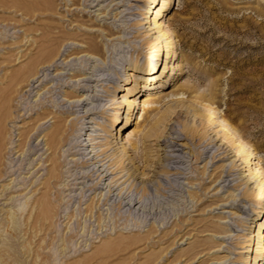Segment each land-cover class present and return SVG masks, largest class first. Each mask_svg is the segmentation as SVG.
I'll return each instance as SVG.
<instances>
[{"label": "rangeland", "instance_id": "374dc122", "mask_svg": "<svg viewBox=\"0 0 264 264\" xmlns=\"http://www.w3.org/2000/svg\"><path fill=\"white\" fill-rule=\"evenodd\" d=\"M52 1L55 4L53 12L42 10L34 0H0V144L3 145L8 141L7 138L12 137L14 142L10 145L12 153L7 155L4 149H0V264H160V261H164V264H201V260L209 259L207 257L210 255L189 259L188 249L203 243L204 247L208 246L212 237L221 240V236L225 239L223 245L229 248L220 247L222 250L213 253L212 257L228 255L231 264H239L244 254L237 253L240 248L233 241L240 243L245 241L248 234L250 237L255 234L257 223L249 222L255 218L252 211H257L255 207L263 194H256V184L249 183L253 180L245 181L247 177L243 175L246 171L234 170L226 175L235 156H232L233 149L230 150L222 142L220 133L215 134L214 125H201L197 117L179 106L175 107L178 114L161 119L155 132L147 131L145 121L146 115L150 114L147 117L150 119L157 113V109L164 108L166 101L171 99L166 95L171 93L183 92L186 98L200 102H205L209 97L208 100L217 108V116H223L237 130L253 148L251 151H257L260 163L264 165V0H174L163 11L166 13L162 17L163 23H169L170 30L178 37L176 52L187 54L188 61L182 62L180 71L167 67L164 77L150 86L149 90L143 88L145 91L137 95L136 102L149 99L154 103H149V109L141 107V103L138 108L135 106L133 116L136 117L133 123L128 131L121 132L123 139L130 138L139 148L142 147L141 153L147 160L146 164L153 161L152 166H146L142 171L147 173L146 177L141 179L134 176L125 180L126 176L123 175L118 180V184L125 180L118 188L132 193L138 200L130 210L123 203L118 206L117 200L102 206L101 200H97L98 190L85 191L80 197L79 187L84 184H70L77 181L71 180L74 176L67 177L69 173H66L67 170H74L70 172L73 174L78 169H74L73 162L67 164L71 155L65 161L63 157L67 154L66 149L75 142L81 139H85L83 143L88 142V132L95 134L96 138L92 142L97 146L96 150L106 147L99 145L107 141V153L114 149L116 155H119L116 130L109 128L112 134L106 137L107 133L101 126L107 125L116 98L125 94V89L121 88L115 92L116 96L112 92V86L120 80L114 74L115 70L123 77L125 65L130 69L129 65L143 61L154 50L149 36L151 32L145 31L148 23L140 25L145 19L141 8L144 9L146 0H124L119 10L124 9L127 13L124 18L117 17L116 20L109 15L106 18L96 16L101 11L99 6L87 7L84 0ZM65 1L67 5L63 4ZM73 1L76 4H72ZM106 3L102 4L103 7ZM48 14H53L54 18L49 19ZM70 20H73L72 23ZM48 25L53 26L54 31H59L60 37L39 49L36 47L40 44L39 33ZM89 42H95L100 52L89 59L85 52L70 55L74 48L85 49ZM59 45L63 56L57 63L64 67L60 72L67 73L62 80L73 72V75H78V69L84 68L90 72L92 66L100 67L99 72L103 74L93 78L106 77V80L91 82L88 90H81L79 85H71L78 77L69 84H61L57 78L53 83L44 85L54 87L58 82L53 92L39 90L42 93L41 102L30 111L28 106L38 102H33L37 98L34 94L36 88L27 96V87H24L21 78L28 64L34 59L43 60ZM80 59L83 60L81 65ZM179 60L177 55L176 59H172L173 64ZM53 71L50 67L48 77H54ZM131 83L122 82V86L126 88ZM52 93L56 95V102L50 101ZM81 94H85L84 97H98V101L87 106L95 107L96 123H89V117L84 118L83 122L91 131L83 129L72 132V128L68 127L69 143L62 148L63 153L58 159L60 163L55 170L60 176L49 180L53 183L50 191L44 186L51 168L49 161L41 166L42 162L35 164L45 147L38 153L29 154L25 146V155L19 156L20 151L17 150L21 137L18 133L27 130L37 116L36 113L45 108L69 124L72 117L82 115L81 109L73 107L68 111L66 106L57 107L54 103L74 96L80 97ZM86 102L90 103V99ZM26 104L27 109L23 110ZM74 108L80 112H73ZM123 109L125 106H122ZM16 112L20 116L14 119ZM53 120L47 117L44 122L41 121L38 129L41 135L53 127ZM7 129L9 132L14 131L11 136H8ZM169 136L181 139L179 143L183 146L177 148L185 152L184 159L187 162L183 165H175V160L168 163L163 159L164 154L171 155L169 147L164 143L171 139ZM36 141L32 137L29 142L35 145ZM219 147L226 151V157L220 159V155L211 158ZM48 152L40 158L44 159ZM197 154L199 158H196ZM32 158L34 160L29 165ZM126 162L123 165L129 166ZM157 164L170 169L180 167L183 174L164 173ZM204 168L206 170L203 174ZM215 173L221 174L222 181H214L212 175ZM76 176L80 177L81 174ZM64 180L69 182L70 188H74L69 194L66 189L62 195L57 196L55 190H61L62 184L66 182ZM178 183L181 186L178 187ZM251 187L255 193L250 194ZM45 191L49 192L50 203L57 212L53 210L41 215L35 207ZM261 202V210H264V200ZM245 218H248L250 224L248 229H245L246 223L240 225ZM263 219L264 215L260 221ZM179 221L187 223L189 234L176 245L170 246L173 233L171 228ZM214 227L231 231L216 234L211 231ZM261 231L264 232V229ZM248 247L251 249V246ZM161 254L163 260L159 259ZM249 255L250 251L245 253L246 262Z\"/></svg>", "mask_w": 264, "mask_h": 264}, {"label": "bare ground", "instance_id": "6f19581e", "mask_svg": "<svg viewBox=\"0 0 264 264\" xmlns=\"http://www.w3.org/2000/svg\"><path fill=\"white\" fill-rule=\"evenodd\" d=\"M34 1L36 4H39V6H41V9L44 11L53 12L52 10L55 8V4L52 3L53 2L52 0H34ZM106 1L107 0H84V3L88 4L87 7H91V8L95 6L97 7L99 6V9L101 11H99V13H97L96 16L100 15L101 18H106L108 15L109 17L115 20L117 17L119 18L125 17L127 12H125L124 9L119 10L120 6L123 5L124 0H109L107 3ZM173 1L174 0H146L144 9L141 8V12L144 11L145 13V19L141 21L140 25L142 26V24L148 23L147 26H145V31L151 32L149 36H151V41L154 44V50L152 51V53L145 56L143 61L141 62L137 61L133 63L132 65H129L131 66L130 69H128V66L125 65L123 68V72H124L123 77H121L118 74V72H116L117 70H115L114 72V74H116L117 78H120V80L117 81L116 84L112 86V92L114 96H116L115 92L120 90L121 88L123 90L125 89V94L121 95L119 98L118 97L116 98V100L113 103L115 105L113 108H111L112 113L107 118V125H102L101 128H103V130L107 133L106 137H109L112 134L111 131L108 130L109 128L110 130H116L117 136L115 138L118 139V142L117 143L115 142V143L119 145L117 147V152L118 151L120 152L119 155L118 154L116 155V151H114V149L110 153H107L109 150L107 148V145L109 144V142L107 141L99 145V146H106V147L96 150L95 148L97 146L92 142L93 140H95L96 137H95V134H90V132H88L87 134L89 136V138L87 139L88 142L83 143L85 139H81V141H79L78 143L75 142L72 146H70L65 151L67 152V154L64 155L63 161L66 160L68 155H71L69 160L67 161V164L70 162H73L74 169H78V171H76V173H73V174L70 172L74 170L66 171V173H69L67 177L74 176L71 180L77 181L74 183L72 182L70 184H81V185L84 184V186L79 187L80 197L83 196L85 191L92 190V189L94 191L98 190L99 196L97 197V200L98 201L101 200L100 202L102 206L107 205V203L111 200L113 201L117 200L116 204L118 206H120L123 203V206H128L129 210L131 208L133 209L134 205L138 202L136 197L132 193H129L126 191L123 192L122 191L123 189L122 188L119 189L118 187L120 184H122L125 180H128L130 177L134 178V176L135 177L137 176V178L140 177L141 179L146 177L147 173L142 172L143 169L146 166L147 167L152 166V162H153L152 160H151V163L146 164L147 160L145 159V156L142 155L141 153V151H143L141 150L142 147L139 148L137 143L134 142V140L132 141V139L130 138L129 140L123 139L121 132L128 131L130 125L133 123L136 117V115L133 116V111H134L135 106L138 108L139 103H141V107L146 106L147 108L149 103H154V101H151L149 99L136 102L137 95L141 94L142 91L149 90L150 86L154 85V83L157 80L164 77V75H166L165 69L167 67H169V69L180 71L182 62L185 61V63H187L188 61L187 54L176 52L177 43H178L177 35L173 31L170 30L169 23L168 25L166 23H163L162 17L166 16V13H163V11H166L169 5L173 4ZM104 3H106V5L103 7L102 4ZM63 4L67 5L66 1L63 2ZM72 4H76V1L75 2L73 1ZM34 5H32V7H34ZM156 5L157 7L155 9ZM108 7H110L109 10L106 9ZM30 12L32 13L33 11L30 10ZM48 17L49 19H53L54 15L48 14ZM73 20H70L69 22L72 23ZM180 22L183 23L184 21L180 20ZM53 28L54 27L51 25L44 26L42 28V31L39 33L40 40L38 43L40 44L37 45L36 47H39V49H41L42 46H44V44L51 43L52 41L60 37L59 31H54ZM61 45L54 47V49H52L51 51V54L45 57L43 60L37 61L36 59H34L30 64H28L27 69L21 78V81L25 83L24 87H27L25 90V94L27 96L33 91L34 88H36L34 94L35 96H37V98L34 99L33 102H37V101L38 102L35 104L31 103V105L28 106L29 107L28 110L30 111H32L38 105L39 102H41L40 95L42 93L39 92V90L43 89V91L45 90V93L53 92V89L56 88L55 86H57L58 82H56V85L54 87H52L51 85L48 87H44V85L46 83H53V81H55L57 78L59 79V81H61V84H64L65 82L66 84H69L72 81V79H75L76 77H78L76 82H74V80L72 81L71 85H79V89L81 90H88V88L91 86L89 85V83L91 82L97 83L100 80H106V77L101 78V79L93 78V77H96L97 75L99 76L103 75L102 73L99 72L101 70L100 67H94V66H92L91 68L92 70H90V72H86V69L84 68L80 70L78 69L77 71L80 72L78 75H73L74 74L73 72L71 76H67L65 80H62V78H64V76H66L67 73L60 72V70H62V68L64 67L63 65H59V63H57V61L60 60V58L63 56L60 50ZM74 49H75L74 51L70 52V55L79 53V52H85L87 59H89L93 54L100 52L99 51L100 48L95 42H89L85 46V49H82V50H76V48ZM177 55H179L180 60L176 62V64L174 65L173 64L174 61H172V59L173 60L176 59ZM62 60H64V58ZM82 62L83 60L80 59V65ZM169 63L171 64L168 65ZM50 67H52V69L54 70L53 73L55 72L53 74L54 77H48V75L50 74L49 72ZM35 82L37 83V85L34 86ZM122 82H124L125 84L128 82L129 83L132 82V83H131V86L128 85L125 88L124 85L122 86ZM94 86H96V84ZM52 95H53V98L50 101L56 102L57 100L56 95L54 93H52ZM84 96L85 94H81L80 97L76 96L75 98L74 96V98L70 97L72 99L67 98L65 99V101L64 99H62L60 102L54 103L55 106L57 107L66 106V110L68 111L69 110L71 111L73 107H78L81 109L80 111L82 112V115L72 117L69 124H66V121L64 119L60 118L59 116H55L52 111H50L48 108L47 109L45 108L41 112L37 111L38 112L36 113L37 116L33 119L34 121L31 123L30 127L27 130H24L18 133L19 137H21V139H19V141H21V144H18L19 149L17 150V152L20 151L19 156L21 155L23 157L25 155V151H24L25 146H27L26 151L29 152V154L30 153L32 154L33 152L34 154L38 153L45 147L43 152L38 155V159H37L38 162H36L35 164L42 162L40 164L41 166L42 164H44V162L49 161L48 165H51V168L48 170L49 177L45 180L44 186L48 187L47 189H49L50 191L52 189L53 183L50 182L49 180L51 178H58V176H60L58 175V172H56L55 170L57 168V165L60 163V161L58 163V159L63 153L61 152L62 148L65 147L67 143H69L68 138L70 134L68 135V131H67L68 127L72 128V132L82 131L83 129H85V131H91L89 129V126L86 125L85 122H83L84 118L89 117V119L91 120L89 121V123L90 122L96 123L94 120V115L96 112L94 109L95 107L88 108L87 106L94 101H98V97H94L95 95H91V96L89 95V97H84ZM168 96H170L171 99L169 101H166V103L164 104V108L162 110L161 108L157 109V113H155L150 119H147V117H150L149 116L150 114L146 115L147 117H146L145 125L148 127L147 131L148 132L157 131L161 119L171 116V114L177 115L178 109L175 110V107L176 108L178 106L179 108L184 107L185 111H189L194 117H197L199 119V122L201 123V125H209L211 127L214 125L213 129H214L215 134L218 135V133H220L222 142L226 144V146L230 150L233 149L232 156H235V158L233 159V162L230 165L229 169L226 171V175H230L231 174L230 172L234 170L246 171V174L243 175L244 178L247 177L245 181L253 180V181H249V183L253 182L256 184L255 185L256 187L255 189H257L256 194L257 193L263 194V197H264V165L260 163L261 158L257 156L258 155L257 151H251L253 150V148H251V146L242 139L241 135H239L237 130L231 127L223 116L221 115L217 116L216 114L217 108L216 106H214V103L212 101L208 100L209 97L205 102H200V101H195L194 99L186 98L183 92L171 93L169 95H166V97ZM87 99H90V103L86 102ZM122 106H125V110L123 109V111L121 110ZM26 109H27V104L24 105L23 107V110H26ZM80 111L79 109L74 108L73 112L77 113ZM159 112L160 114L158 115ZM19 116H18V112H16L13 118L15 119L16 117H19ZM47 117L54 118L53 120L54 125L49 131H46L41 135V133L38 131V129L41 127V125L39 124H41V121L45 120ZM216 127L218 128L215 129ZM94 131H96V129L93 130V132ZM142 131L143 130H141V132ZM12 132L14 131L9 132L8 130V133H9L8 136L9 135L11 136ZM130 135H133V133H130ZM32 137L35 140H37L35 145L32 144V142L31 143L29 142ZM78 137H80V135L77 136V138ZM12 138H7L8 141L6 140L7 141L6 143H3V145L2 143L0 144V149L1 150L4 149L7 155L9 153H12L13 151L12 148H10V145L14 143L12 141L13 140ZM169 138L171 139L164 141V143L167 147H169L168 151L171 153V155L164 154L163 159L167 161L168 163L175 160L173 162L175 163V165L176 164L183 165L184 163L187 162L184 159L185 152L177 148L178 146H181V147L183 146L182 144L179 143L181 139L177 137H172V136L171 137L169 136ZM127 143H130V145H126ZM210 143L211 141L206 143L205 146L209 145ZM7 144L9 145L6 147ZM88 148L90 149L88 150ZM86 150L88 151L86 152ZM46 151H49L48 154L45 156L44 159H41L40 156L43 155ZM174 152H177V153L173 154ZM225 152L226 151H224L222 147H219L216 151H214L211 158H213L214 156L221 155L220 159H222L226 157L227 153ZM203 153H206V151H203ZM75 155L77 156L75 157ZM120 155L121 157H119ZM199 157L200 155L197 154L196 158H199ZM33 160L34 158H32L31 162H29L28 164L29 165L32 164ZM125 160H127L126 164H129V166L123 165L124 164L123 162ZM157 166H159L162 172L164 173L172 172L171 174L173 175L183 174V171H180V167H177L175 169H170L165 165L157 164ZM88 169L90 170L88 171ZM205 170L206 168L203 169V174ZM123 171L124 173L122 175H119ZM78 174H81V176L77 177L76 175ZM211 174H209L208 176H210ZM117 175H119V177ZM123 175L126 176L125 180L121 182L120 184H118V180ZM212 176L213 178H215L214 181H216L217 179L219 180L222 179L220 173L219 174L215 173ZM106 179H108L107 182H105ZM87 182H90V184L87 185ZM179 186L181 185L178 183V187ZM73 188L74 187L70 188L69 182L66 181L62 184L61 190L60 189L55 190V194H57V196L62 195L61 193L66 189H68V194H69L70 191L73 190ZM249 190H250V194L255 193L252 187ZM102 191L104 192L102 193ZM48 193L46 191L42 193L41 195L42 198L39 200L38 204L35 207L36 208L35 210H37L38 213H41V215L50 213L56 209L50 203V198L48 196L50 194ZM70 197H73V196H70ZM189 197H191V195H189ZM263 197L261 200L257 202L258 205L257 207H255L257 211H252L251 209V211L255 213V218L251 219L249 223H252V222L257 223V229L253 237L252 236L250 237V234H248L246 236L245 241L243 242L239 243L237 241H233L235 246L239 245L240 251H238L237 253L244 254V258L240 261L239 264H264V232L261 231L262 228L264 229V219L262 222L260 221L261 217L264 215V210H261L263 208L262 202H261L262 200H264ZM193 198L194 197H192L191 200ZM232 200L234 201V199ZM225 212L226 211H224V213ZM241 212H246V211L242 210ZM89 214L91 213L89 212ZM247 220L248 218H245L244 221L241 220L242 223L240 224L242 225L243 223H246L245 229H248V227L250 226ZM186 227H187V223H185L184 221H181V222L179 221L177 222V224L175 223L172 226L171 231H173V233L171 235L172 243L170 246L176 245L178 241H182L185 235L189 234V230L186 229ZM203 230H210V229H203ZM211 231H213L216 234L217 233L222 234V233H227L231 230H224L223 227L222 229L221 227H214L213 229H211ZM219 238L221 240H214L212 237L211 243H209L208 246H205V247H204L205 243L199 244V245H192L187 251V254H188L187 257H189V259H195L196 257L203 256L204 254H209L210 256H208L207 258L209 257L210 258L206 259L203 262L201 260V264H231L230 262L232 260L228 259V255H218L217 254L218 256L214 255L212 257L213 253L216 254V252H220L222 250L220 247L223 246L227 248V250L229 248L223 245V242L225 240L224 237L221 236ZM165 242L166 241H164L163 243ZM230 242L232 243V240ZM248 246H251V249H248L249 248ZM205 249H207V251H205ZM252 250H253V253H252ZM167 251L168 249L164 251L165 253L164 257L166 256ZM248 251H250L251 255L247 257L248 261L246 262L245 253ZM159 259L163 260V254L160 255ZM160 264H164V261H160Z\"/></svg>", "mask_w": 264, "mask_h": 264}]
</instances>
